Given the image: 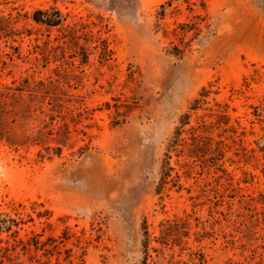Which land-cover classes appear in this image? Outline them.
<instances>
[{"label":"rangeland","instance_id":"obj_1","mask_svg":"<svg viewBox=\"0 0 264 264\" xmlns=\"http://www.w3.org/2000/svg\"><path fill=\"white\" fill-rule=\"evenodd\" d=\"M185 114L211 151L172 154L160 189ZM19 212L42 245L2 264H264V0H0V213Z\"/></svg>","mask_w":264,"mask_h":264},{"label":"trees","instance_id":"obj_2","mask_svg":"<svg viewBox=\"0 0 264 264\" xmlns=\"http://www.w3.org/2000/svg\"><path fill=\"white\" fill-rule=\"evenodd\" d=\"M34 21L37 23H42L50 27H58L63 23V16L60 11L56 10L54 15H50L48 11H37L34 16ZM103 49H102V60L104 62H109L112 60L113 51L110 49V44L107 40L102 41ZM211 94V90L207 88H203L202 92L199 94V98L194 101V104L191 108V111H197L201 106L206 103V98H208ZM191 125V114H185L181 117L180 127L177 128L174 139L171 141L168 149V153L166 155V162L163 166V174L160 181V189L165 188L170 182L176 183L175 178H172V172L174 171L171 166L172 154H176L179 158L183 159L185 167L187 169L190 168L189 163L185 162L188 158H192L194 156L187 155V153L193 152H201L203 150L211 151L210 146L212 145V138L206 135L205 127H207V122L202 121L198 127H192L189 130H186L188 126ZM208 143V146H204ZM204 146V148H203ZM179 177V176H177ZM20 207L23 208L22 205ZM49 215L48 212H40L38 217ZM17 218H13L8 213H0V244H3V240H1V236L3 234H8V241L6 248H1V251H6V253L10 251H17L18 248H23V250H30L32 245H35L37 248L42 245L40 241V236L37 235L31 239H24L21 236V232L23 231V226L27 225L30 222H33V218L28 216L29 220H25L22 217V213H18L16 215ZM5 256L0 255V264L3 263L2 259Z\"/></svg>","mask_w":264,"mask_h":264}]
</instances>
